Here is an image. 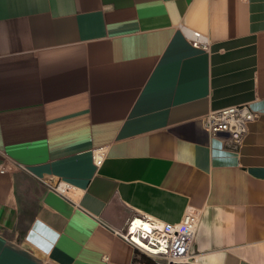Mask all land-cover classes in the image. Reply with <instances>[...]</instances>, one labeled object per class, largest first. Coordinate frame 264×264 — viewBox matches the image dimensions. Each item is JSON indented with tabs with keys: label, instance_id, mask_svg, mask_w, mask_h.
I'll return each instance as SVG.
<instances>
[{
	"label": "crops",
	"instance_id": "0c3cea01",
	"mask_svg": "<svg viewBox=\"0 0 264 264\" xmlns=\"http://www.w3.org/2000/svg\"><path fill=\"white\" fill-rule=\"evenodd\" d=\"M188 206L197 264H264V0H0V264H141Z\"/></svg>",
	"mask_w": 264,
	"mask_h": 264
},
{
	"label": "built area",
	"instance_id": "2783aa9c",
	"mask_svg": "<svg viewBox=\"0 0 264 264\" xmlns=\"http://www.w3.org/2000/svg\"><path fill=\"white\" fill-rule=\"evenodd\" d=\"M194 48L206 50L207 44L192 42ZM257 118L249 105H239L209 112L202 118V127L210 138L227 135L226 146L236 150L247 135L248 124ZM99 166L102 157L99 152L92 155ZM66 185L58 183L54 190L64 192ZM200 221V212L188 206L178 223L162 224L150 218L128 223L123 239L139 255L154 264H197L194 252V239Z\"/></svg>",
	"mask_w": 264,
	"mask_h": 264
},
{
	"label": "trees",
	"instance_id": "16d2710c",
	"mask_svg": "<svg viewBox=\"0 0 264 264\" xmlns=\"http://www.w3.org/2000/svg\"><path fill=\"white\" fill-rule=\"evenodd\" d=\"M135 256L139 257L138 262H140L141 264H154L153 262H151L148 258H146L143 255H139L135 252ZM135 261V260H134Z\"/></svg>",
	"mask_w": 264,
	"mask_h": 264
},
{
	"label": "bare ground",
	"instance_id": "6f19581e",
	"mask_svg": "<svg viewBox=\"0 0 264 264\" xmlns=\"http://www.w3.org/2000/svg\"><path fill=\"white\" fill-rule=\"evenodd\" d=\"M137 223L139 224L140 222H139V221H137Z\"/></svg>",
	"mask_w": 264,
	"mask_h": 264
}]
</instances>
